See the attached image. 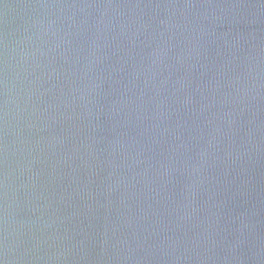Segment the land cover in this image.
Instances as JSON below:
<instances>
[{
  "label": "water",
  "instance_id": "1",
  "mask_svg": "<svg viewBox=\"0 0 264 264\" xmlns=\"http://www.w3.org/2000/svg\"><path fill=\"white\" fill-rule=\"evenodd\" d=\"M0 264H264V0H0Z\"/></svg>",
  "mask_w": 264,
  "mask_h": 264
}]
</instances>
